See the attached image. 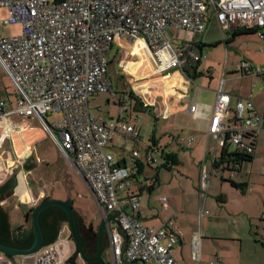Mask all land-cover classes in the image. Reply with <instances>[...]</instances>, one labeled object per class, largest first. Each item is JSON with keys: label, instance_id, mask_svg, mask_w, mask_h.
<instances>
[{"label": "built area", "instance_id": "2783aa9c", "mask_svg": "<svg viewBox=\"0 0 264 264\" xmlns=\"http://www.w3.org/2000/svg\"><path fill=\"white\" fill-rule=\"evenodd\" d=\"M210 5L221 28H245L264 36V0H0V24L22 26L20 36H2L0 30V64L18 92L11 108L0 98V148L15 128L7 122L10 115L41 120L62 155L85 181L100 217L106 220L119 212L104 226L112 264H174L173 247L183 232L171 218L156 228L144 226L137 218L140 196L129 190L133 186L130 178L136 174L137 164H150L153 159L138 151L140 137L135 125L120 119L127 95H119V118L110 121L91 117L89 97L111 91L107 53L113 42L122 38L129 44H144L155 75H164L172 68L184 73L187 61L196 63L201 57L188 41L173 44L169 29L201 33ZM250 69L245 61L238 66L240 72ZM255 70L264 75V67ZM194 99L190 112L195 110ZM229 104L230 95L220 86L209 135L223 143L228 132L232 142L250 152L243 136L264 127V116L255 109L250 95L237 98L229 127V121H224L229 117ZM53 113L60 117L49 123L46 117ZM114 133L121 134L123 147L129 149V164H120L106 150ZM236 168L230 172L235 173ZM208 179L203 167L201 200ZM143 183L139 178L137 187ZM71 240L69 232V236H58L31 254L10 256L12 259L1 254L0 264H71L65 263ZM198 264H217V260H199Z\"/></svg>", "mask_w": 264, "mask_h": 264}, {"label": "rangeland", "instance_id": "374dc122", "mask_svg": "<svg viewBox=\"0 0 264 264\" xmlns=\"http://www.w3.org/2000/svg\"><path fill=\"white\" fill-rule=\"evenodd\" d=\"M205 23V29L202 33L187 31L185 36V39L188 40L196 36L195 38L203 41H211L207 42L202 50L201 63L205 66V69L213 70L212 75L209 77L204 74L203 77L196 78L188 91L192 95L198 90L197 104L210 100L211 91L204 87L212 81L219 82L223 64L226 63L227 75L228 70L236 67L237 63L243 59L254 66H264V38H259L256 33H247L237 35L233 41L225 44L222 41L220 30L217 29L219 27L214 21L212 5L206 10ZM0 30L2 36L6 37L22 34V26L18 23H1ZM171 35L177 36L176 30ZM226 35L231 37L232 32L230 31ZM177 37L173 44L182 40L181 37ZM138 51L145 61L144 53L146 52L144 47ZM114 53L115 49H111L107 53V59L112 60V66L108 70L112 86L115 87L117 72L122 69V72L119 73L125 78L127 86L130 88L132 82L136 84L139 80H134L135 76L132 73L123 70L129 69V64L128 66L124 64L125 60L129 61V55L122 58L121 54ZM134 64L133 71L141 72L142 64L139 61ZM148 68L151 67L148 66ZM153 84L154 81H149L143 90H138L146 101H149L148 96H150L153 89ZM17 95L18 92L14 83L0 64V98L8 102V108H11L16 103ZM108 95V92H98L89 98L88 104L91 117L102 112L106 113L109 109L116 111V103L113 104L116 102L114 99V102L110 100L106 104ZM155 105H157V102ZM231 106L228 113L232 111ZM131 113L132 119L138 122L141 136L144 139L145 136L147 138L151 132H154L157 139L160 138L162 144L169 143L174 146L175 143L173 142L176 139H172V136L179 133L182 136L193 134L196 138L193 145L199 142L201 147L205 143L206 135L200 137L197 133L198 130H204L207 113L199 108L193 114H188L185 110H179L167 120H163L148 111L133 110ZM59 117L60 114L53 113L48 115L46 120L52 123ZM7 120L13 123L15 128L10 135L4 137L1 148L8 149L12 155H14L15 149H18L19 155L23 156L31 151L28 161L30 169L27 175L31 188V201L18 203L17 197L10 193L1 202V205L7 209L11 228L15 229L20 225L30 226V221L25 222L24 209L36 206L47 197L60 200L70 198L74 211L81 217L83 222L96 228V224L100 222L101 217L94 197L76 169L69 162H66L65 157L51 139L41 120L33 116L24 118L17 114L10 115ZM20 124L26 125V128L20 129ZM180 128L183 129L181 132ZM2 130L3 128L0 127V132ZM261 132L264 134V130ZM112 150L116 153L114 148ZM121 151L124 153L122 148ZM152 155L156 159L154 165H159L161 163L159 152L154 149ZM197 157L192 148L178 149L180 163L173 166L171 170L158 169L159 185L156 190H152L150 193L146 190L142 192L139 210H142L144 215H149V219H153L156 214H159L163 220L162 222L173 216L171 218L172 222L184 234L183 251L182 254L177 256L176 264H193L190 247L185 248L188 245L190 234L193 232L200 234V237H202L196 245V251L199 249L203 258H213L215 254H218L221 260L220 264H264V249L255 241L253 232L256 226L261 223L260 217L264 212V175L259 171L246 169L245 174L250 181H248V186L242 193L226 181H237L238 177L231 179L229 174L224 172L225 176L221 178L222 173L215 171L210 177L208 190L203 192L204 200L203 198L200 200ZM148 172L152 173L153 171L148 170ZM244 172L243 169L240 171L241 178H245ZM27 196V194H24L23 199ZM220 196L223 199L225 198L224 203L220 200ZM161 197L170 199L168 201L169 208L166 210L163 207V202L160 201ZM201 203L203 209L207 210L208 213L199 215ZM148 225L153 226V224ZM67 230H61L59 237H65ZM101 258L106 264H112L110 249L106 244L103 246ZM76 260L81 261V258L76 256Z\"/></svg>", "mask_w": 264, "mask_h": 264}, {"label": "crops", "instance_id": "0c3cea01", "mask_svg": "<svg viewBox=\"0 0 264 264\" xmlns=\"http://www.w3.org/2000/svg\"><path fill=\"white\" fill-rule=\"evenodd\" d=\"M215 19L216 18L214 16V21L216 22ZM216 24L218 25V26L217 25L216 26L219 27L217 29L220 30V35H221L222 41L225 44L234 40L235 36L233 37L231 35V37H228V35H226V34H228L230 31L233 32V30L237 29V28L230 27L227 29H223L219 26V24L217 22H216ZM204 29H205V27H204ZM174 30H176V29H169L168 33L171 35V33H173ZM176 34H177V36L182 38V40L179 43H181L182 41H188L191 44H193L195 52H197V54H199V56L202 59V50L206 46L207 42H211V41H203L201 39L195 38L196 36L191 40L185 39V36L187 34V31H185V30H176ZM177 36H173L174 40H176V38H178ZM259 38L263 39L264 36L259 37ZM200 45H201V47H200ZM142 47H144V44L142 42L139 43L138 46H135L134 44H129L126 40H123V39L116 41V42H113L109 51H111V49H115L114 54H117V55L121 54L123 56L122 58H126L127 55H129L128 56L129 61L125 60L126 66H128V64H129V69L126 68L123 70H125L129 73H132V75L135 76L134 80H139V81L136 84H134L132 82L130 85V88H129L127 86V82L125 81V78L122 75H120V73H119V72H122V69H121V71L119 70L117 72V82L115 83V87L112 86V82L110 81L111 82V91H107L109 93V95L106 98V104H108L110 102V100L113 101V99L116 101V102L113 101L114 105L116 103V105H115L116 111H113V109H109L108 111H106V113L102 112V113H99L93 117L96 119L98 117H101L102 121H110V120L118 119L119 118L118 107H117L118 97L121 94L127 95V98L125 100L126 101L125 102L126 110L122 114V117H120V119H125L127 122L135 125V127L138 129L139 137H140L139 141L137 142L138 151L140 152L141 155L149 154L153 159V161L150 164H142V165H144V169L140 174H137V175L135 174V176H132L130 178V181L132 182L133 186L129 190L133 191V192L137 191L139 193L140 199H141V194L144 190L148 191L149 193L152 190H156V187L159 185L158 169H161V168L157 169V167H159V165L161 163L159 165H154L156 162V159L153 157L152 151L154 149H156L157 152H159V154H160V151L157 149V147H162V148H165L166 151L175 153L177 158H178V149L183 150V149H188V148L191 149L192 148L193 152L198 156L197 160H196V165L198 168V186L199 187H200V184H199L200 172H201V169L203 167L209 173L208 188H209L210 177L214 174L215 171L216 172L220 171L222 173L221 178H223L225 176L224 172H227L231 179L234 177H238L239 179L237 181L236 180L235 181L239 182V183L240 182L247 183V186L249 183L248 181H250V180H249L248 176L245 174L246 169H250L252 171H259V172H261L262 175H264V134H263V132H261L262 130H264V127L258 129L256 132V141H255V145L253 146V150H252V159L250 161L243 162L238 169L239 171L235 172V173L234 172L231 173L229 171H223V170H220L219 168L213 167L215 160H220L219 157L221 156V149H222L223 145L221 142H217L215 139H213L211 137V135H209V132H208L210 118H211V115L213 113V105L215 102L216 92L220 86L223 88V90H225L230 95V106L232 105L231 106L232 109L234 108V105H235L237 98H245V97H248L250 95L255 109L261 115L264 116V82H263L264 75L261 73L259 74L255 70L257 67L263 68L264 66H254L249 61H246L243 59V60H240L239 63H237L236 67L229 69L228 75H227L226 74L227 73L226 68H225L226 63L223 64L222 71H221V78H220L219 82L212 81L208 86H205V83L203 84L205 86L204 88L209 89L211 91L210 100L206 101V102L202 101V102H199L197 104L196 100L198 97V90H196L195 93L192 95L189 94L188 91H189L190 85L193 83V81L196 78L203 77L204 74H207L210 77L212 75L211 72H213V70L208 69V68L205 69V66H203L201 63V59H199L200 62H198V63H193L191 61H187V63H185L183 66L184 73L181 71V69L179 70L178 68L177 69L172 68L168 72H166L164 75L158 76V75H155L152 71L151 57L148 54L146 55L144 53L145 58H146V60H145L146 62H145L143 60V58L140 56L141 54L138 50H140V48H142ZM123 53H125V54L123 55ZM137 61H139V63L142 64L141 72L133 71V69H134L133 67L135 65L134 63H136ZM244 61L247 62L249 64V66L251 67V69L248 72H246L245 70H242V72H240L238 70V66ZM108 64H109L108 65V70H109V68L112 66V60H108ZM148 66L151 68H148ZM192 66H196V73L202 72L201 76L190 78L185 74L186 69L191 70ZM170 71H171V73H169ZM194 73H195V71H194ZM107 75L109 77L108 71H107ZM109 79H110V77H109ZM149 81H154V84H153L154 86L150 92V96H148L149 101L148 100L146 101L144 99V96H142V94H140L138 92V90H143L145 85ZM111 92H113V93H111ZM113 94H115V95H113ZM93 96H94V94L92 95V97ZM138 98L142 101L143 106H146V105L149 106L148 110H137L139 108V106H137L138 104H136V101ZM193 99H194L195 110L193 112H190L189 106L192 103ZM156 102H157V105H155ZM198 108L207 113V121H206L204 130L203 131L198 130V133H197L198 136H200V137L202 135H206L205 143L203 145H201V147L199 145V142L193 145V143L196 139L193 134H188L186 136H182L179 133L174 134V136H172V139L173 138L176 139L175 142H173V143H175L176 146L175 145L172 146L169 143H163L162 144L160 142V138L157 139L154 132H151L147 138L145 136V139H144V137L141 136V132H140V128L138 126V122L132 119V113H131L133 110H135V111H148L152 114L157 115L158 117H161L163 120H167L171 116L176 114L179 110H182V111L185 110L188 114H193V113L197 112ZM224 121L227 123L229 121V117H227ZM7 122L9 123L8 120H7ZM19 127H20V129H24V128H26V125L20 124ZM182 130L183 129L180 128V132ZM189 130L194 131L193 129H189ZM11 132L12 131H10L9 133H11ZM0 138H1V132H0ZM51 139L54 141V139L52 137H51ZM152 139L155 140L156 144H153ZM54 143L56 144L55 141H54ZM56 146H57V144H56ZM115 147H117V148H115ZM112 148L115 149L116 153L113 152ZM121 148L123 149L124 153L121 151ZM106 150L108 152L112 153L114 155V157L119 160V162L121 164H124L123 163L124 161L126 164H129V162H130L129 161V149L123 147L122 136L120 133H114L113 134L111 140L107 144ZM15 152H14V155H12V153L10 154V151L8 149L0 148V183L2 184L4 182H6L8 179H10L12 176H14L15 184L12 186L11 193L17 197L18 203H28L29 201H31V196H30L31 188L29 186V180L27 179L28 178L27 175L29 174L28 171L30 169L28 161H29V158L31 155V151H29L28 154L25 156L19 155L18 149H15ZM160 157H161V155H160ZM64 159H66V158H64ZM178 160H179V158H178ZM66 162L68 163L69 161H67V159H66ZM160 162H163V159L160 158ZM179 163H180V161H179ZM172 168L173 167H171L170 169H167V170H171ZM242 169H243V171H245L244 172L245 178H243V177L241 178V176L239 174ZM148 170H152L153 172L150 173V172H148ZM139 178L144 180V183H143L144 186L141 188L137 187V183H138ZM154 178H156V181L154 180ZM247 186H246V188H247ZM208 188H207V190H208ZM24 194H27L28 196L23 199ZM224 199L222 197L223 203L225 202ZM169 200L166 199V201H162L163 207L165 210L167 208H169V205H168ZM200 200H201V197H200ZM31 207H34V206H31ZM31 207H29V208H31ZM29 208L27 207L24 210L26 211ZM139 208H140V201H139ZM204 213H208V211L203 209V204L201 203L199 215H202ZM136 215H137V218L140 220V222L144 226H147V227L156 228V227L160 226L162 224V221H163L160 218L159 214H156L155 218L149 219L150 218L149 215H144V212H142V210H138L136 212ZM172 217L173 216H171V218ZM260 221H261V223L259 224V226H256V229H254L253 232H254L255 241L258 242V244L261 246V244H260L261 239L263 240V238H264V227H263L264 212H262V215L260 217ZM148 224H153V226L148 225ZM173 224L176 225L174 222H173ZM24 227H28V226L25 225ZM67 229H68L67 225H65V224L62 225L61 230L66 231ZM61 230L59 231V233L61 232ZM183 235L184 234H182L179 241L173 247V255H174V259H175L174 264H176L177 256L179 254H182V251H183L182 250V248L184 246ZM58 236H59V234H58ZM66 236H69L68 230L65 234V237ZM70 238H71V236H70ZM201 238L202 237H200V234L193 232L192 234H190V237L188 240V245L185 246V248L190 247V250L192 252V263L198 264L199 260H202V261L217 260V264H220L221 260H220V256L218 254H215L213 258H203L199 249L196 251V245H197V243L200 242ZM74 252H75V245H74V241L72 239L70 242V257L74 254ZM0 253L7 255V254L2 253V252H0ZM20 256H22V255H16L13 257L18 258ZM73 263L74 264H82L83 262L77 261L76 256H75L73 258Z\"/></svg>", "mask_w": 264, "mask_h": 264}, {"label": "trees", "instance_id": "16d2710c", "mask_svg": "<svg viewBox=\"0 0 264 264\" xmlns=\"http://www.w3.org/2000/svg\"><path fill=\"white\" fill-rule=\"evenodd\" d=\"M247 33H256V32L250 29L237 28L233 30L232 36L234 37L237 35L247 34ZM198 62H200V60H198L196 63ZM185 74L188 77L193 78V77L201 76L202 72L196 73V66H192L191 70L186 69ZM136 104H138L137 106H139L138 109L136 108L137 110L149 109L148 105L146 106L142 105L143 103L139 98L137 99ZM234 108L232 109L231 113H229V127L233 122L232 120L230 121V117L232 116V112L234 111ZM256 132L257 130L247 131L243 136V142L246 145L251 146L252 150L256 141ZM152 142L153 144H156L155 140L153 139ZM222 145L223 147L221 149V156L219 157L220 160H215L213 167L229 172L232 171L233 167H237L235 172H238L239 171L238 169L243 162L250 161L252 159V150L249 152L245 148L239 147V144L232 142L228 135V132L225 133L224 142L222 143ZM157 149L160 151L161 159H163V162H161V164L159 165V167H157V169L158 168L170 169L171 167L179 163V160L175 153L166 151L165 148L162 147H157ZM137 165H138V169L136 175L140 174L144 169V165L142 164H137ZM154 180L156 181V178H154ZM227 181L230 183L232 187L239 189L241 192H244V190L246 189L247 183L244 182L239 183L234 180H227ZM9 186L10 185L8 184V182H4L0 184V242L10 246L27 248L31 245L33 241V228H32L31 216L34 207H31L23 212L25 222L30 221V226L24 227V225H20L15 229H12L9 223L7 209H5L1 205V201L6 199L11 193ZM219 198L220 200H222V196H220ZM75 216L77 219V229L81 236L85 252L91 255L94 253L96 248V233L91 229L92 225L86 226L81 221L82 219L76 213V211H75ZM39 222L43 232V245H46L48 243L53 242L57 238L62 225L64 224L67 225L68 218L65 211L62 208L58 206H49L41 212L39 216ZM263 227H264V221H263ZM263 242H264V238L263 240L261 239L260 242L261 246L264 248L262 244ZM85 264H100V263L97 261H93V262H85Z\"/></svg>", "mask_w": 264, "mask_h": 264}, {"label": "water", "instance_id": "95a60500", "mask_svg": "<svg viewBox=\"0 0 264 264\" xmlns=\"http://www.w3.org/2000/svg\"><path fill=\"white\" fill-rule=\"evenodd\" d=\"M6 182H8V184L10 185L9 186L10 190H12V186L15 184L14 176H12ZM49 206H58L62 208L65 211L67 218H68L67 226H68L70 235L74 241L75 252L71 257L67 259L65 263L70 262L71 264H74L73 258L75 256H80L84 262L97 261L100 264H106L101 258L103 246L107 243L105 235L103 236V228H104L105 222L113 220L114 219L113 217H115L116 214L119 212L115 213L114 215H112L110 218H107L106 220H103V219L101 220V223L99 224L97 232H96L95 251L93 254L89 255L85 252L81 236L77 229V219H76L75 211L73 209L70 198H68L67 200H60L56 198L47 197L46 199L38 203L36 206H34L32 210V216H31L32 228H33V241L31 245L27 248H20V247L6 245L0 242V252L5 253L9 257L11 256L12 258L13 256H16V255H27V254L36 252L43 245V232L40 226L39 216L41 212Z\"/></svg>", "mask_w": 264, "mask_h": 264}, {"label": "flooded vegetation", "instance_id": "af4514ba", "mask_svg": "<svg viewBox=\"0 0 264 264\" xmlns=\"http://www.w3.org/2000/svg\"><path fill=\"white\" fill-rule=\"evenodd\" d=\"M101 220H102V218H100ZM101 220H100V222L99 223H97L96 224V228L95 227H91V229L93 230V231H95V233L97 232V229H98V226H99V224L101 223ZM82 222H83V220H81ZM84 223V222H83ZM85 224V223H84ZM86 226H88L87 224H85ZM105 226V225H104ZM103 236H104V228H103Z\"/></svg>", "mask_w": 264, "mask_h": 264}, {"label": "bare ground", "instance_id": "6f19581e", "mask_svg": "<svg viewBox=\"0 0 264 264\" xmlns=\"http://www.w3.org/2000/svg\"><path fill=\"white\" fill-rule=\"evenodd\" d=\"M139 43H141V41H139V42H136V44H134L135 46H138L139 45Z\"/></svg>", "mask_w": 264, "mask_h": 264}, {"label": "clouds", "instance_id": "9594fccd", "mask_svg": "<svg viewBox=\"0 0 264 264\" xmlns=\"http://www.w3.org/2000/svg\"><path fill=\"white\" fill-rule=\"evenodd\" d=\"M71 236V235H70ZM72 238V237H71Z\"/></svg>", "mask_w": 264, "mask_h": 264}]
</instances>
